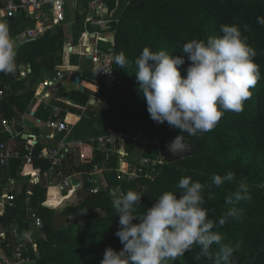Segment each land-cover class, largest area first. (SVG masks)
I'll return each mask as SVG.
<instances>
[{"label":"trees","instance_id":"trees-1","mask_svg":"<svg viewBox=\"0 0 264 264\" xmlns=\"http://www.w3.org/2000/svg\"><path fill=\"white\" fill-rule=\"evenodd\" d=\"M109 7L115 10V0H110ZM115 13L118 22L109 29L115 32L112 51L114 57L124 53L129 65L121 69L113 60V79L99 76L93 68L84 70L82 80L97 85L98 92L87 87L83 92L76 89L71 94L59 90V101L54 104L63 109L59 118L71 124V138L77 142L92 144L99 137L114 134H128L132 139L124 146L114 147L109 158L99 151L87 160L78 161L71 153L58 164L39 158L45 146L38 142L31 170H39L42 176L59 171L62 179L80 174L83 182L76 192L81 201L63 210L47 206L50 198L48 179L34 185L30 177L24 178L27 177L24 172L29 171L25 160H12L8 167L0 168V201L6 187H13V182L20 184V188L9 192L15 196L14 206L0 216V223L6 230L16 229L18 225L21 237H25L26 232L33 234L27 216V204L30 203L43 218V228L39 229L37 236L45 238L37 240L36 248L29 254L35 264H101L108 247L117 251L123 248L115 235L120 225L119 215L109 196L111 191L141 192L143 197L137 211L143 213L163 192H178L177 185L182 177H191L193 181L208 185L204 190L208 218L213 221V231L222 236L223 243L235 249V264H264V188L259 187L264 184V25L257 23V18L264 16V0H133L129 6L120 3ZM75 14L70 44H67L68 37L62 26L48 31L39 39L26 41L18 49L17 64L30 69L27 78L0 73V92L4 93L0 99V146L13 138L2 128V122L12 124L21 119L24 113L30 112L32 105L39 107L41 113L38 115L36 112L39 119L46 122L56 119L51 105L35 99V90L43 81L59 73L69 48L74 50L85 36L86 18L77 12ZM8 23L13 36L34 27L22 16ZM233 24L239 26L242 35L256 50L254 59L259 65L261 79L251 89L252 97L245 102L242 112H226L214 130L202 135L182 133L194 154L191 158L167 164L160 157L159 141L181 133L167 122L157 124L150 118L146 100L138 91L135 60L144 47L183 56L182 48L186 42L220 36L221 25ZM88 29L92 33L100 31L90 26ZM110 47L106 44L100 48L108 52ZM189 63L186 59L181 69L182 76L186 75ZM68 97H72V105L62 100ZM93 99L96 102L100 100L105 108L92 105ZM73 116L80 117V121ZM14 134L20 144L29 140L24 139L21 127L16 128ZM64 137V134L59 135L54 143ZM137 151L150 162L143 166L128 162ZM118 160L128 163L137 177L130 180L117 172ZM98 170L104 171L107 186L96 191L89 177ZM228 172L235 173L234 181L225 182L220 187L212 184L214 175L223 176ZM240 181L247 183L252 199L229 205L227 196L236 190ZM30 191L31 196L28 195ZM231 207L243 208V217L228 218L220 226L219 220ZM71 216L76 220L67 223ZM134 223H139V220ZM237 243L238 249L235 248ZM210 251L215 256L219 246L213 244ZM198 252L199 248L194 247L176 261L168 260L166 264H214V260L207 258L195 261Z\"/></svg>","mask_w":264,"mask_h":264},{"label":"clouds","instance_id":"clouds-1","mask_svg":"<svg viewBox=\"0 0 264 264\" xmlns=\"http://www.w3.org/2000/svg\"><path fill=\"white\" fill-rule=\"evenodd\" d=\"M257 23L264 25V16L258 17ZM220 32V36L186 42L183 56L144 47L135 60L138 91L146 100L150 118L157 124L167 122L180 130L181 134L166 145L172 156L190 149L182 133L202 135L214 130L226 112H242L245 102L252 97L251 89L261 79L259 65L254 59L257 52L239 26L221 25ZM18 48L8 21L0 19V73L15 74ZM186 59L190 63L186 75L182 76ZM114 63L124 69L130 62L124 53H119ZM234 180L233 172L223 176L216 174L212 184L220 187ZM206 187L208 185L193 181L191 177H182L177 185L178 192H163L143 213L137 211L143 197L141 192L111 191L109 196L120 225L115 235L123 248L117 251L108 247L101 264H166L194 247L199 248L195 261L207 258L214 260V264H235V249L223 243L222 236L213 231V221L208 218V209L204 206ZM259 187L264 188V184ZM251 199L249 186L240 181L226 202L237 205ZM243 215V208L231 207L219 220V225L223 226L228 218H242ZM135 220L139 223H134ZM24 235L27 238L30 234ZM213 244L219 246L215 256L210 251ZM235 248H239L238 243Z\"/></svg>","mask_w":264,"mask_h":264},{"label":"built area","instance_id":"built-area-1","mask_svg":"<svg viewBox=\"0 0 264 264\" xmlns=\"http://www.w3.org/2000/svg\"><path fill=\"white\" fill-rule=\"evenodd\" d=\"M83 0H0V19L10 21L19 16L25 17L29 23H32L34 27H28L25 31L13 36V38L19 44V48L23 46L26 41L35 40L39 37L44 36L48 31L55 30L58 27H62L67 22L68 18V7L77 4ZM87 1L90 12L94 14L93 18L85 19V36L89 35L90 38L96 39V45L87 48L84 51V57L91 59L94 62L93 70L99 76L104 78L113 79V60L114 54L112 48L115 45V32H110L109 29L112 24L117 23L118 19H115V11L119 7V4L129 6L133 0H115V10H111L109 7L110 0H84ZM106 12V13H105ZM104 13V14H103ZM91 16V15H90ZM97 20H94V19ZM93 25V26H92ZM108 25V26H107ZM88 26L94 29H99L97 33H92ZM95 26V27H94ZM108 35L110 37L108 38ZM112 36V39H110ZM110 44L108 52L103 51L100 48L102 45ZM90 49V51H87ZM111 72H105V71ZM30 73L29 68L19 67L17 65V71L15 74H8L11 77L27 78ZM75 78V75L73 76ZM64 74L59 73L53 77L43 81L35 90V99L42 104L49 105L50 101H57V94L61 89ZM4 96L3 92H0V99ZM53 111L56 119H52L46 122L45 126L48 131L53 134L51 139L57 138L59 135L64 134V138L60 140L56 147L44 148L39 156L41 159L51 160L54 164H58L65 160L71 153V147L66 142L67 137L71 134V127L64 120L60 119L59 116L63 112L58 106H53ZM86 111V109H85ZM36 116V111L33 112ZM70 116V115H68ZM80 118V117H79ZM2 126L11 134L15 135V130L12 129V125L8 121H3ZM5 130V131H6ZM19 135V134H17ZM54 135H57L54 137ZM132 138L128 134H114L109 136H102L97 139V142H93L88 145L90 153L95 156L99 151L109 158L110 152L114 151V147L117 145H123L128 143ZM38 141L31 137L26 143L19 146L9 142L4 143L0 146V168H6L9 166L12 160L23 158L27 166H32L35 160L36 145ZM22 151L25 153L22 154ZM122 156H124V150H121ZM87 155V154H86ZM81 161L87 160V156L81 154ZM150 161L146 160V164ZM124 166L128 168L127 172H124L128 176L137 177L132 173L131 166L122 162ZM161 163V162H159ZM144 164H142L143 166ZM142 173V168L140 169ZM52 173V172H51ZM41 175L39 170H29L24 172V176H30L32 183L36 185L39 181L37 177ZM92 175V174H90ZM80 177V174H77ZM48 187L58 188L61 192H68L70 197L72 192H76L79 187V181L73 180L71 177L62 179L61 182L54 184V182L48 180ZM81 184V183H80ZM97 191V190H96ZM29 196L32 195L30 191ZM53 198L50 196L46 205H51ZM15 196L11 193H5L0 201V216H2L7 208L14 206ZM61 202V201H60ZM51 207V206H50ZM60 208V206L58 207ZM27 216L28 220L34 226L35 229L43 228V218H41L38 210L34 208L30 203L27 204ZM18 226V225H17ZM20 227L11 228L6 230L0 223V264H35L34 259L30 257L34 248H36V242L40 239L38 236L35 237L30 234L27 238L21 237L19 233Z\"/></svg>","mask_w":264,"mask_h":264},{"label":"rangeland","instance_id":"rangeland-1","mask_svg":"<svg viewBox=\"0 0 264 264\" xmlns=\"http://www.w3.org/2000/svg\"><path fill=\"white\" fill-rule=\"evenodd\" d=\"M68 10H69L68 20H67V22L65 24H63V27L66 30V35H67L68 39H71L72 36H73L74 19H75V16H76L75 13L77 12L80 15H82L83 17L85 16V18L88 15H89L88 18H93L92 16L94 14H92L90 12V9L88 7V3H85V2H81V3H77V4L76 3L75 4L73 3V5H71V6L68 7ZM94 20H97V19L95 18ZM11 35H12V33H11ZM12 37H13V35H12ZM108 38H109V36H108ZM96 42H97L96 39L90 38L89 35L84 36L83 39H82V41L79 43V46L76 47V49H75V55L72 56V59H70V58L68 59L67 56L66 57L64 56V59H63L64 65H66V66L71 65V66L69 68H63L62 67L61 69H59L60 73L66 75L68 77V80L67 81L62 82V85L63 86L60 89L62 92L71 94L74 91H76V89L78 90V88L75 87V85H74L75 78H73V71H75L76 74H77V76H79V74H80L79 72H83L86 69L91 70L94 67V62L92 60H90L89 58H87L88 56L87 57H80L79 54L81 53V49L80 48H82V51L84 52V51H86L87 48H90V47H93L94 45H96ZM77 48H79V49H77ZM65 55H67V53ZM85 83L87 84L86 87L89 90H91L93 92H98L99 87L97 85L92 84V83H88V82H85ZM65 99L66 98H64V100ZM66 100L65 101H66V103H68V105H72L73 104L72 103L73 102L72 97H68V99H66ZM96 105L101 106V108L102 107L105 108V105L100 100H98V99H97ZM53 106H55V104L54 105H51L52 108H53ZM68 125H69V127H71V132H72V126H71V124L68 123ZM52 134L53 133L49 132L47 135H52ZM11 136L13 138L11 139L10 142L13 143V144H15V141H16L15 140V136L14 135H11ZM83 145H87L88 146L89 144H85L84 143ZM87 146L84 147V150L87 148ZM74 153H75V151H73V154ZM86 154H85V156H87V159H89L91 156H93L90 153L89 149H88V152ZM77 160L78 161L80 160V157L79 156L77 157ZM128 160H129L128 162H130L132 164H134V163L137 164L138 163L140 165L146 164V160L150 161L147 158H143L142 153H140L138 151L135 154H133ZM157 162H159V160H157ZM125 167L126 166H124V164L120 160L117 161L116 171L119 172L122 175H125L130 180L135 179L136 177H134V176H128V175H126L124 173V172H127V170H128V168L127 167L125 168ZM27 170H30L31 171V166H27ZM41 176L42 175H40L39 177H37V180L35 182H37V181H39V182L36 184V186L43 183V180L44 179H42ZM28 177H30V176H27V177H24V178L27 179ZM79 178H80L79 180L82 183L83 182L82 177L80 176ZM89 178L92 179V183H93V186H94L95 190H99V189H102V188H106L107 183H106V180H105V177H104V171L103 170H98L97 172H95L92 175H90ZM52 179H53V181L54 180H57L58 182H61L62 181V177L61 176L58 179H56V178L54 179L53 177H52ZM45 180H46V178H45ZM53 187H51V189L49 190V195L53 198V200L51 201L52 204L51 205L49 204L47 206H49V207L51 206L52 208H58L59 206L60 207H63L64 205H66V206L75 205L76 203H78V202L81 201L80 198H79L80 196H78V193L77 192H72L73 195L75 194L74 197H72V195L70 197H68V195H69L68 192H70V191H63V192H61L57 187L56 188H53ZM12 188L13 187H11L9 185V186L6 187V191L7 192H10V191L15 190V189H12ZM52 189L54 190V192H51V191H53ZM55 202H56V204H54ZM61 210H63V209H61ZM31 229H32V232L35 231L34 228L31 227ZM39 234H40V231H35L34 232V236H37Z\"/></svg>","mask_w":264,"mask_h":264},{"label":"crops","instance_id":"crops-1","mask_svg":"<svg viewBox=\"0 0 264 264\" xmlns=\"http://www.w3.org/2000/svg\"><path fill=\"white\" fill-rule=\"evenodd\" d=\"M68 13H69V10H68ZM109 37H110V35H108ZM39 38H41V37H39ZM39 38H37V39H39ZM72 39V38H71ZM71 39H68V41H67V44H70V42H71ZM110 39H112V36H111V38ZM69 46V45H68ZM70 47V46H69ZM68 47V48H69ZM21 48V47H20ZM20 48H18V49H20ZM70 49V48H69ZM76 49V48H75ZM75 49L73 50L72 49V52H70L69 50H68V53H67V55H65V57L67 56V58L69 59H72V56H74L75 55ZM77 49H79V48H77ZM81 49V53L79 54V56L80 57H84V55H83V51H82V48H80ZM67 61V60H66ZM65 61V62H66ZM18 65V64H17ZM19 66V65H18ZM71 65H69V66H66V65H63V68H69ZM19 67H24V68H28L27 66H24V65H20ZM80 74H79V77H81V86H84V87H86V83H85V81H83L82 80V78H83V76H84V74H83V72H79ZM75 75V77L77 76V74H76V72L75 71H73V76ZM65 78H67V80H68V77L66 76V75H64V79H63V82L64 81H67V80H65ZM62 84V83H61ZM63 86V85H62ZM76 87V86H75ZM62 88V87H61ZM78 89H79V87H77ZM37 89V88H36ZM93 92V91H92ZM57 98V101H59V97L57 96L56 97ZM64 102H66L64 99H62ZM56 101V102H57ZM54 101H50L49 102V104L50 105H54ZM68 104V103H67ZM96 104V103H95ZM99 108H101V106H99V105H97ZM31 109H30V112H28V113H24V115H23V117H21V119H17L16 121H14V122H12V129H14V130H16V128H22L23 130H24V133L26 134V135H29V138H31V137H33V138H35L38 142H40L41 144H43L44 146H45V148H53V147H56V145L57 144H55L54 143V140L53 139H51V136H49V135H47L48 133H49V131L46 129V126H45V124H46V121H44V120H42V119H39V117H37L40 113H41V111L39 110V107L38 106H35V105H32V107H30ZM34 111H36L37 112V116H34L33 115V112ZM33 117V118H32ZM74 118H75V120L77 121L78 120V122L80 121V118L79 117H77V116H73ZM2 128L4 129V130H6L3 126H2ZM7 131V130H6ZM8 132V131H7ZM51 132V131H50ZM52 133V132H51ZM46 135V136H45ZM45 136V137H44ZM55 136H57V135H54V137ZM11 141V140H10ZM9 141V142H10ZM9 142H6V143H9ZM66 142H68L69 143V146L71 147V150H72V153H73V151H75V153H74V156H75V158H77L78 156L79 157H81V154H86L87 152H88V146L87 145H83L84 143H81V142H77V141H75V140H73L72 138H71V134L67 137V139H66ZM23 144V143H22ZM15 145H17V146H19V145H21L20 143H18L17 141H15ZM87 146V148L84 150V147H86ZM0 154H1V152H0ZM52 175V176H51ZM61 176V174H60V172L59 171H57L55 174H52L51 172L50 173H47V174H45V175H43V176H41V178L42 179H45L46 178V180L48 179V180H50V181H52V182H54V184H57L58 183V181L57 180H54L53 181V179H52V177L55 179H58L59 177ZM63 176H65V175H63ZM45 177V178H44ZM40 178V179H41ZM71 179H73V180H78L79 181V187L81 186V181L79 180L80 178L77 176V174L76 175H73L72 177H71ZM13 184V188L12 189H15V190H17L18 188H20V185L18 184H15V182H13L12 183ZM53 190V189H52ZM51 192H54V190L53 191H51ZM5 193H8L7 191H5ZM74 197V196H73ZM66 207V205H64L63 207H60L59 208V210H61V209H63V208H65ZM32 225V224H31ZM18 227V226H17ZM31 227H34L33 225L31 226ZM35 229V228H34ZM35 231H39V229H35ZM34 231V232H35ZM33 233V232H32ZM33 235H34V233H33Z\"/></svg>","mask_w":264,"mask_h":264},{"label":"water","instance_id":"water-1","mask_svg":"<svg viewBox=\"0 0 264 264\" xmlns=\"http://www.w3.org/2000/svg\"><path fill=\"white\" fill-rule=\"evenodd\" d=\"M70 52H72V48L69 49ZM87 51H90V49H88ZM89 59H91V56L89 57ZM65 80H67V78H65ZM81 77L77 76L75 77V80H74V85L76 87H79V90L80 91H85V87L84 86H81ZM62 85V84H61ZM96 103V100L93 99L91 104L94 105ZM25 140H28L29 139V135H24L23 136ZM174 139V137H169V138H163L159 141V153H160V157L161 159L167 163V164H173V163H176L178 161H181V160H184V159H187V158H191L194 154V150L191 146H189L190 149L186 150L185 152H183L182 154L178 155V156H172L168 153L167 151V147L166 145L172 140ZM75 217L71 216V217H68L67 219V223H71L73 221H75Z\"/></svg>","mask_w":264,"mask_h":264},{"label":"bare ground","instance_id":"bare-ground-1","mask_svg":"<svg viewBox=\"0 0 264 264\" xmlns=\"http://www.w3.org/2000/svg\"><path fill=\"white\" fill-rule=\"evenodd\" d=\"M126 168V167H125Z\"/></svg>","mask_w":264,"mask_h":264}]
</instances>
